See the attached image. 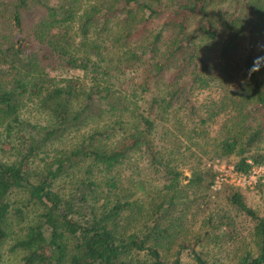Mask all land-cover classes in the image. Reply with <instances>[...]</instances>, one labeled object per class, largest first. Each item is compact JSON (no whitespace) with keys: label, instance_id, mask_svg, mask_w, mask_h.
<instances>
[{"label":"trees","instance_id":"obj_1","mask_svg":"<svg viewBox=\"0 0 264 264\" xmlns=\"http://www.w3.org/2000/svg\"><path fill=\"white\" fill-rule=\"evenodd\" d=\"M259 39L264 0H0V118L17 153L0 160V251L16 192L40 211L17 243L24 264H184L192 244L172 257L167 245L183 237L196 198L181 205L175 158L219 118L215 154L238 155L245 173L264 163V67L248 75ZM198 91L211 96L198 103ZM143 160L165 175V198L142 233L121 231L135 203L122 175ZM192 174V189L216 182ZM228 199L256 222L257 254L234 264H264V216L237 185Z\"/></svg>","mask_w":264,"mask_h":264},{"label":"rangeland","instance_id":"obj_2","mask_svg":"<svg viewBox=\"0 0 264 264\" xmlns=\"http://www.w3.org/2000/svg\"><path fill=\"white\" fill-rule=\"evenodd\" d=\"M251 43L249 39L244 41L239 50L240 60L245 58L251 50ZM260 43H264V40L253 41L256 57L264 56V52L261 53L257 48ZM52 74L76 76L79 73L72 71L67 74L60 72ZM210 96L211 94L207 91H198L195 99L201 103ZM25 116L34 123H45L44 118L35 110H30L24 114ZM221 120L218 118V123L207 126L208 135L200 139L195 138L191 143L197 142V144H194L192 149L186 150L183 156L175 158L176 164L184 173L181 191L178 195L181 205L189 204L191 199L196 198L195 202L189 204L186 211L183 237L175 238L173 243L167 245L170 246L168 254L172 257L180 249L181 243L192 244L190 248L182 249L181 258L184 264H197L191 253L192 247L202 253L211 264H234L248 252L253 255L257 254L254 235L255 220L239 211L228 199L229 187L233 184L223 182L215 186L212 183L206 192L192 189L187 185L192 179L194 167L213 172L217 179L222 169H226L230 174L229 170L234 168L239 161L240 157L236 154L225 158L215 154V144L220 139L218 129ZM3 121L6 120L0 118V160L13 161L17 153H13L10 149L5 133L6 122ZM162 136L161 132L158 139ZM188 143L190 141L186 140L185 145ZM157 144L164 145L162 141H157ZM249 161L252 160L249 159ZM254 165L263 166L264 163ZM122 177L121 191L135 203L131 210L126 212L121 231L142 233L146 225L152 224L156 216L157 205L165 198L166 177L144 160L140 163V167H127ZM237 187L242 191L247 204L253 207L258 215L264 216V174L261 173L254 183L251 182L246 186L237 185ZM12 201L14 210L6 220L5 228L8 236L0 251V264H24L25 252L17 247V243L26 235L27 227L40 213L36 210V205L28 202L27 195L24 193L16 194L15 192Z\"/></svg>","mask_w":264,"mask_h":264},{"label":"built area","instance_id":"obj_3","mask_svg":"<svg viewBox=\"0 0 264 264\" xmlns=\"http://www.w3.org/2000/svg\"><path fill=\"white\" fill-rule=\"evenodd\" d=\"M252 163V161H250ZM226 169H222L219 176H217L215 186L221 185L223 182H228L233 185L246 186L249 183H254L259 178L260 174H264V165L263 166H252V169L249 173L240 172L235 167L229 170L230 174L227 173ZM230 178V179H229Z\"/></svg>","mask_w":264,"mask_h":264},{"label":"clouds","instance_id":"obj_4","mask_svg":"<svg viewBox=\"0 0 264 264\" xmlns=\"http://www.w3.org/2000/svg\"><path fill=\"white\" fill-rule=\"evenodd\" d=\"M257 48L264 52V43H260L257 45ZM257 61L260 63L257 64ZM262 67H264V56H257L253 60V65L248 69V75L251 76L254 71H259Z\"/></svg>","mask_w":264,"mask_h":264}]
</instances>
